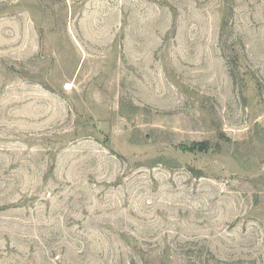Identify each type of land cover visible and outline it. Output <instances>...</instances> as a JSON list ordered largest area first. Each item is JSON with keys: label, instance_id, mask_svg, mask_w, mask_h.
Returning <instances> with one entry per match:
<instances>
[{"label": "rangeland", "instance_id": "374dc122", "mask_svg": "<svg viewBox=\"0 0 264 264\" xmlns=\"http://www.w3.org/2000/svg\"><path fill=\"white\" fill-rule=\"evenodd\" d=\"M0 264H264V0H0Z\"/></svg>", "mask_w": 264, "mask_h": 264}, {"label": "trees", "instance_id": "16d2710c", "mask_svg": "<svg viewBox=\"0 0 264 264\" xmlns=\"http://www.w3.org/2000/svg\"><path fill=\"white\" fill-rule=\"evenodd\" d=\"M192 149H196L197 151L204 152L208 150V143L207 142H201V143H193Z\"/></svg>", "mask_w": 264, "mask_h": 264}]
</instances>
